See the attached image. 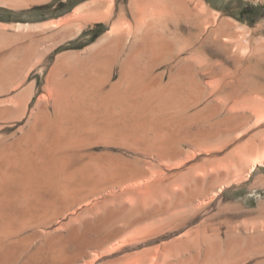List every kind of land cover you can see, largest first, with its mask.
I'll return each mask as SVG.
<instances>
[{"label": "bare ground", "instance_id": "obj_1", "mask_svg": "<svg viewBox=\"0 0 264 264\" xmlns=\"http://www.w3.org/2000/svg\"><path fill=\"white\" fill-rule=\"evenodd\" d=\"M124 3L89 7L107 32L44 74L0 29V264H264V222L226 221L264 217V200L224 193L264 165V85L246 65L264 66L261 25L202 0Z\"/></svg>", "mask_w": 264, "mask_h": 264}, {"label": "rangeland", "instance_id": "obj_2", "mask_svg": "<svg viewBox=\"0 0 264 264\" xmlns=\"http://www.w3.org/2000/svg\"><path fill=\"white\" fill-rule=\"evenodd\" d=\"M202 1L224 18L228 17L226 18L228 20L232 19L233 21L248 27L259 26L257 24H260L261 26H259L258 32L254 34L253 41L254 43L257 40L261 42L263 41L264 0ZM97 2L100 6H102L104 2L107 5L110 3L111 6H114L116 11L119 10L122 5H125L124 0H0V29L4 32L6 31L9 36L7 34L5 35L9 38L16 33L17 36L15 35L14 38L12 37L13 39L11 38L13 42L14 39H16V43L19 42L20 44H25V48H28L31 52L34 51L35 59L40 58L41 55L44 59V74L49 68L50 62L56 55L61 53H70L73 56L85 55L86 49L93 45L107 32L109 25L104 23L91 24L83 17L84 13L91 11L92 6L96 5ZM29 29L31 30L30 32L32 35L29 34L30 32L28 33ZM20 32L22 33L21 35ZM37 32L39 34H37ZM28 35H34L32 37L33 39L30 40L27 38ZM1 36L3 37L4 35L0 34V40L4 41L5 36L3 38ZM37 39H39V42ZM209 52L213 55L216 54V48L210 46ZM246 65L252 70H256L257 81L259 84L264 85V66L258 63L257 60H249ZM227 66L230 68V64ZM40 67L41 65L38 66L39 70ZM157 70L161 71L162 67L160 66L156 71ZM117 71L118 66L115 65L111 76L112 81L117 79ZM36 73L38 77L37 86L39 87L43 83L44 77L40 72L36 71ZM30 80H32V78ZM258 167L260 172L254 171L249 180L244 181L239 185H234L232 188L224 192L229 199L240 202L245 207L244 209H256L259 206V204L257 205V203H259L258 201L260 200L262 202L264 200V183L262 182L264 181V165H259L257 168ZM257 173L262 176L261 182L263 184L261 183L262 185H259L258 183L256 186H253L252 183L255 180L254 178ZM251 215L252 214L243 212L235 216H227L228 218L226 217V221L229 222L231 219L228 225L236 230L238 229L241 234L245 235L247 231L251 230L252 225H261L264 222L263 216L258 218ZM226 229L227 227L225 225H222L220 228L219 236L222 240L226 238Z\"/></svg>", "mask_w": 264, "mask_h": 264}]
</instances>
